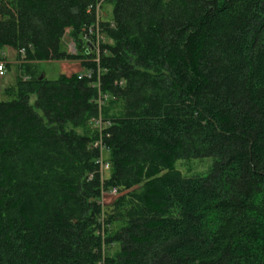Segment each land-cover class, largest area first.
<instances>
[{"label":"trees","instance_id":"16d2710c","mask_svg":"<svg viewBox=\"0 0 264 264\" xmlns=\"http://www.w3.org/2000/svg\"><path fill=\"white\" fill-rule=\"evenodd\" d=\"M6 48L0 264H264V0H0Z\"/></svg>","mask_w":264,"mask_h":264},{"label":"rangeland","instance_id":"374dc122","mask_svg":"<svg viewBox=\"0 0 264 264\" xmlns=\"http://www.w3.org/2000/svg\"><path fill=\"white\" fill-rule=\"evenodd\" d=\"M107 12L110 13V7L107 8ZM66 50L69 53H74V46L71 43L70 39L65 36L64 38ZM0 58H5V63L12 61H16V57L13 52H9V48L3 50ZM16 68V65L13 64ZM11 67L5 70V74L3 77L0 78V100H3L2 97V90L8 86L14 76H15V68ZM37 73L40 77H43L47 80H55L59 77V75L63 74L67 77L71 76L74 73H82L83 69L78 62H68V61H61V62H44L41 63L38 68L36 69ZM34 96L30 97V103L34 102ZM176 170H178L182 176L184 177H191V176H202L206 175L210 168H211V159L203 158V159H190V160H180L176 161L174 164ZM119 195H111L109 193H105L103 195L102 204L105 206H109L113 201L117 199ZM115 248L113 247V251ZM112 251V252H113Z\"/></svg>","mask_w":264,"mask_h":264},{"label":"built area","instance_id":"2783aa9c","mask_svg":"<svg viewBox=\"0 0 264 264\" xmlns=\"http://www.w3.org/2000/svg\"><path fill=\"white\" fill-rule=\"evenodd\" d=\"M89 9H90V8H89ZM95 10H96V14L99 15V14L97 13V11H98V6L95 7ZM88 32H89V34H91V33H92V32H91V29H89ZM19 53H22V51H20ZM4 74H5V64H4V62H1V61H0V78L3 77ZM94 146H96V144H95ZM99 164H100V165H103L101 161H99ZM103 166H104V168H107V164H104ZM108 193L111 194V195H114V196L118 195L115 189L110 190ZM104 194H105V193H104ZM104 194H103V195H104ZM106 194H107V193H106ZM103 195H102V197H103ZM101 202H102V201H101Z\"/></svg>","mask_w":264,"mask_h":264},{"label":"crops","instance_id":"0c3cea01","mask_svg":"<svg viewBox=\"0 0 264 264\" xmlns=\"http://www.w3.org/2000/svg\"><path fill=\"white\" fill-rule=\"evenodd\" d=\"M10 51L13 52L14 55H15V52H14L13 50H10V49H9V52H10ZM7 63H8V64H12V63H14V59H13L12 61L7 62ZM62 74H63V72H62ZM102 200H103V197H102Z\"/></svg>","mask_w":264,"mask_h":264},{"label":"water","instance_id":"95a60500","mask_svg":"<svg viewBox=\"0 0 264 264\" xmlns=\"http://www.w3.org/2000/svg\"><path fill=\"white\" fill-rule=\"evenodd\" d=\"M42 77H40V79H41Z\"/></svg>","mask_w":264,"mask_h":264}]
</instances>
